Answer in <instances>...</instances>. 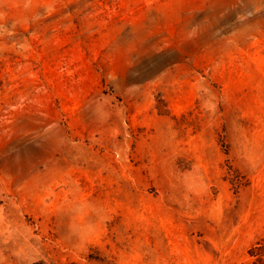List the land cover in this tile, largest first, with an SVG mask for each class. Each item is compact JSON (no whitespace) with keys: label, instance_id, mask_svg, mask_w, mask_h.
Wrapping results in <instances>:
<instances>
[{"label":"rangeland","instance_id":"obj_1","mask_svg":"<svg viewBox=\"0 0 264 264\" xmlns=\"http://www.w3.org/2000/svg\"><path fill=\"white\" fill-rule=\"evenodd\" d=\"M0 264H264V0H0Z\"/></svg>","mask_w":264,"mask_h":264}]
</instances>
